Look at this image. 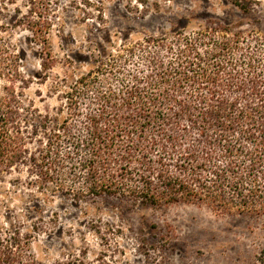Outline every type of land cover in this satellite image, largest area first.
<instances>
[{
    "label": "trees",
    "instance_id": "trees-1",
    "mask_svg": "<svg viewBox=\"0 0 264 264\" xmlns=\"http://www.w3.org/2000/svg\"><path fill=\"white\" fill-rule=\"evenodd\" d=\"M224 3L231 20L209 16L197 29L102 50L84 70L67 65L50 86L60 91L53 109L27 98L29 81L0 47V78L9 82L0 92V182L23 169L11 186L44 203L64 193L75 203L115 197L264 211V0ZM37 231L33 223L23 236ZM6 232L0 222V264L20 241L13 229L4 244Z\"/></svg>",
    "mask_w": 264,
    "mask_h": 264
},
{
    "label": "rangeland",
    "instance_id": "rangeland-1",
    "mask_svg": "<svg viewBox=\"0 0 264 264\" xmlns=\"http://www.w3.org/2000/svg\"><path fill=\"white\" fill-rule=\"evenodd\" d=\"M209 16L232 19L224 0H0V47L7 49L5 61L29 81L27 98L53 109L60 91L50 86L67 65L84 70L102 50L197 29ZM43 62L51 68L43 69ZM4 84L7 75L0 78V92ZM25 175L22 169L0 182L1 193L9 195L0 201L4 244L13 241V229L20 238L1 264H256L264 247L263 210L238 213L185 202L150 206L115 197L75 203L64 193L44 203L24 186H11ZM33 223L39 231L27 240L23 234Z\"/></svg>",
    "mask_w": 264,
    "mask_h": 264
}]
</instances>
